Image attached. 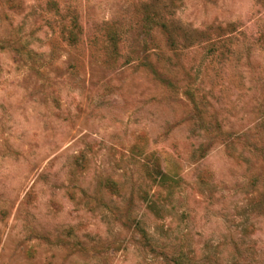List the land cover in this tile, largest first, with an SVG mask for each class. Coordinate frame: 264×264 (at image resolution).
Listing matches in <instances>:
<instances>
[{
    "label": "rangeland",
    "instance_id": "374dc122",
    "mask_svg": "<svg viewBox=\"0 0 264 264\" xmlns=\"http://www.w3.org/2000/svg\"><path fill=\"white\" fill-rule=\"evenodd\" d=\"M21 1L0 0V264H264V0H57L75 44L47 0Z\"/></svg>",
    "mask_w": 264,
    "mask_h": 264
},
{
    "label": "trees",
    "instance_id": "16d2710c",
    "mask_svg": "<svg viewBox=\"0 0 264 264\" xmlns=\"http://www.w3.org/2000/svg\"><path fill=\"white\" fill-rule=\"evenodd\" d=\"M9 9H20L22 8V1L17 0H1ZM143 22L144 26L149 30L157 28L166 36V44L172 50L177 48V44L179 43L176 39V35L174 30H172V23L163 17L158 12V4L156 3H143ZM44 9L54 13L55 15H59L64 21L65 24L63 26L64 31V39L69 44L77 43L80 34H82V28L79 20L78 12L75 8L67 6L62 8L57 0H47L44 3ZM105 31H106V43H107V50L112 55L119 54L120 52V45H121V37L122 32L119 31L117 28L113 27L112 22H105ZM219 31H232L233 27L232 24H227L226 28H218ZM194 34H188L184 37L185 42H190L202 36V33L197 29H193ZM205 38V37H204ZM259 40H264V32L259 37ZM148 163H145V171L147 176L156 182L159 186L171 189L175 184L176 180L174 178L173 172L171 170H165L159 162L158 157L154 156L153 153L148 154L147 156ZM86 158L84 154H80L76 158L77 165H79L80 169H84L86 164ZM107 187L113 189L115 192L117 191L118 187L114 181L109 180L107 182ZM140 233L144 238V245L149 246L151 250L154 251L153 247L151 246L148 237L143 229H140ZM163 257V264H187L185 261L179 256H168L164 253H161ZM196 264V263H193Z\"/></svg>",
    "mask_w": 264,
    "mask_h": 264
}]
</instances>
